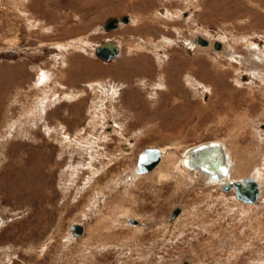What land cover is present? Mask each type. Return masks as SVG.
Listing matches in <instances>:
<instances>
[{"label": "rangeland", "instance_id": "1", "mask_svg": "<svg viewBox=\"0 0 264 264\" xmlns=\"http://www.w3.org/2000/svg\"><path fill=\"white\" fill-rule=\"evenodd\" d=\"M0 264H264V0H0Z\"/></svg>", "mask_w": 264, "mask_h": 264}, {"label": "bare ground", "instance_id": "2", "mask_svg": "<svg viewBox=\"0 0 264 264\" xmlns=\"http://www.w3.org/2000/svg\"><path fill=\"white\" fill-rule=\"evenodd\" d=\"M118 22H119V20L117 19V25H118ZM112 40V39H111ZM105 41H107V40H105ZM115 44H116V40H112ZM103 42V41H102ZM101 42V43H102ZM100 43V44H101ZM99 44V45H100ZM202 44L203 45H205V44H207V41H205V40H202ZM98 45V46H99ZM116 46H117V44H116ZM219 45L218 44H216V47H218ZM97 47V46H96ZM96 47H95V49H96ZM118 47V46H117ZM119 48V47H118ZM95 54H96V52H95ZM119 54H120V49H119ZM97 55V54H96ZM98 56V55H97ZM119 56V55H118ZM117 56V57H118ZM99 58H101V59H103V60H105V61H111V60H113V59H115V58H117V57H115V58H110V59H106V58H104V57H100V56H98ZM210 143V142H209ZM160 149V148H159ZM161 150V157H160V161L157 163V165L153 168V169H155L156 167H158V165L160 164V162H161V160H162V157L165 155L164 153V151L162 150V149H160ZM225 150V148L223 149V147H222V145L220 144V143H218V142H215V143H212V144H205V145H200V146H197L193 151H192V149H190L189 151H188V153H190L189 155H188V157H185V156H183V157H185V160H184V165H185V170H187V169H195V170H197V171H203V172H205V173H207V175L209 176L208 177V179H209V181H208V183L209 182H213V179H215V180H222L223 178L225 179L226 178V180L225 181H222L221 182V184L220 185H218V186H221V188L224 190V191H229V190H234V187H233V183L235 182V181H240V182H242L243 181V179L244 178H251L255 183H256V185H257V189H258V194H257V196H256V198H255V200L253 201V202H251V203H247V202H243V201H241L240 199H238V198H236L237 200H239V201H241L242 203H244V204H250V205H252V204H256V203H258L257 201L259 200V198H260V195H261V186H260V184H259V182L255 179V178H253V177H251V175L250 176H248V177H244V178H241V179H238V180H234V181H231V180H229V173H232V172H229V170H228V163H227V159H226V152L224 151ZM143 152V151H142ZM140 154V153H139ZM164 154V155H163ZM139 156V155H138ZM166 156H167V154H166ZM228 156H230L229 155V153H228ZM164 158V157H163ZM165 160H167V158L165 159ZM137 161H138V159H137ZM163 161V160H162ZM137 165V164H136ZM171 165V164H170ZM174 166V165H173ZM153 169H151V170H149V171H146V172H140L139 170H138V167L136 168V171H135V173L136 174H144V173H147V172H150V171H152ZM236 172H237V170H236ZM254 172V171H253ZM214 173H217L218 174V176H214ZM158 177H159V180L160 181H162V180H166V179H168V177H167V175H166V172H164V171H160L159 173H158ZM230 179H231V177H230ZM219 181V182H220ZM228 183H231L232 185H231V188L230 189H224V186L225 185H227ZM180 210H181V208H178V212L177 213H179L180 212ZM174 215V214H173ZM175 215H177V214H175ZM174 215V216H175ZM174 216H172V217H174ZM136 220V219H135ZM128 221H129V219H128ZM137 221V223L136 224H138L139 223V221L138 220H136ZM127 222V221H126ZM130 222V221H129ZM131 223V222H130ZM79 225H81V224H79ZM82 226V225H81ZM82 229H83V226H82ZM71 231H72V233H73V235L74 236H76V237H78V236H80V235H75V233H74V231L72 230V227H71ZM83 234V231H82V233H81V235Z\"/></svg>", "mask_w": 264, "mask_h": 264}, {"label": "water", "instance_id": "3", "mask_svg": "<svg viewBox=\"0 0 264 264\" xmlns=\"http://www.w3.org/2000/svg\"><path fill=\"white\" fill-rule=\"evenodd\" d=\"M125 21L128 20V17H123ZM104 27L106 29H115L117 28V19H110ZM95 52L98 56L104 57L106 59L115 58L119 55V48L112 40L103 41L99 46L96 47ZM161 150L157 147L146 148L138 156L137 167L140 172H146L153 169L157 163L160 161ZM214 176H218L217 173H214ZM231 183H228L224 186V189H230ZM234 195L236 198L240 199L243 202L251 203L255 200L258 189L256 183L251 178H244L242 182L235 181L233 183ZM178 208L174 210V215L177 214ZM131 223H137L133 218H130ZM72 230L75 235H81L83 229L79 224H74Z\"/></svg>", "mask_w": 264, "mask_h": 264}]
</instances>
